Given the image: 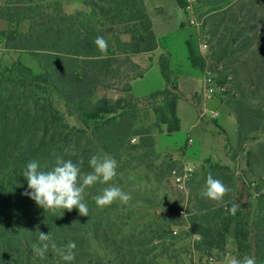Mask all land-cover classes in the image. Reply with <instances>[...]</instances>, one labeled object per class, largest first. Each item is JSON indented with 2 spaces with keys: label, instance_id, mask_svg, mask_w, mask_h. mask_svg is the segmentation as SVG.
I'll use <instances>...</instances> for the list:
<instances>
[{
  "label": "trees",
  "instance_id": "16d2710c",
  "mask_svg": "<svg viewBox=\"0 0 264 264\" xmlns=\"http://www.w3.org/2000/svg\"><path fill=\"white\" fill-rule=\"evenodd\" d=\"M3 1V17L9 23V29L0 34L5 49L42 55V72L34 73L20 64L0 72V264H31L34 249L38 252L41 246L40 232L49 233L58 248L70 241L76 243L75 259L71 262L63 261L51 247L48 249L45 257L57 264H157L147 248L150 237H155L153 233L160 234L159 239L173 241L166 217L160 219L163 226H154L155 232L128 234L125 229H117L110 219L112 214L95 213V184L83 194L88 216H81L75 208L70 212L45 211L22 195L27 190L22 174L29 161L38 160L51 168L56 156L74 163L82 159V173H88L92 171L89 160L93 155L99 150L111 155V145L120 144L131 135L133 105L126 99L112 102L105 97L96 100L94 96L98 88H111L107 81L115 79L126 66L128 72L139 70L130 57L159 47L142 1L98 0L87 4L91 9L88 16H67L57 8L49 11L42 5L47 0ZM174 1L185 11L186 0ZM195 5L202 10L198 17L203 18L201 32L202 41L209 47L207 54L222 68L216 83L226 85L230 77L240 96L231 111L241 146L247 129H259V123L253 122V112L259 122L264 121L259 110L244 107L256 98L264 102V0H196ZM23 24L25 28L20 29ZM115 26L126 27L122 34L130 36L129 42L109 36L108 27ZM98 36L107 41L106 52L94 43ZM184 47L190 68L203 73L205 56L199 54L193 36L186 39ZM159 69L167 88L172 83L177 86L170 62L163 56L159 58ZM122 92L130 94L128 84ZM53 94L74 110L84 129L65 123L52 106ZM165 94L168 96L167 90ZM180 99L178 94L173 96L160 115L159 122L166 126L169 135L180 131L176 114ZM253 157V165L260 171L255 177L264 184V145ZM251 166L249 163L247 167ZM207 170V176L211 174L223 183L229 180L227 167L209 166ZM203 198L191 218L196 233L203 239L202 247L206 251L218 249L231 234L241 253L254 256L256 264H264V194L257 200L252 223L238 211L232 214L229 209L233 204L224 210L216 206L220 201ZM114 215L123 220L121 213ZM102 216L104 222L99 221ZM98 221L101 229L96 226ZM91 242H99L112 261L95 258L90 252Z\"/></svg>",
  "mask_w": 264,
  "mask_h": 264
},
{
  "label": "rangeland",
  "instance_id": "374dc122",
  "mask_svg": "<svg viewBox=\"0 0 264 264\" xmlns=\"http://www.w3.org/2000/svg\"><path fill=\"white\" fill-rule=\"evenodd\" d=\"M97 1L47 0L42 5L47 6L49 11L57 8L67 16L77 13L88 16L91 14V9L87 4ZM141 1L151 20L152 30L159 41V47L151 53L130 57L131 61L139 66V70L128 72L129 68L126 66L118 72L115 79L107 81L111 88H98L94 96L96 100L105 97L112 102L126 99V102L131 103L135 108L131 135L120 144L110 147L111 155L109 156L118 162L117 175L107 183H95L93 191L98 196L102 195L104 188L117 186L130 194L131 199L126 204L116 200L105 207H98L95 203V213L99 215L107 211L112 214L110 219L117 229L122 228L129 232L128 234L135 235H140V232L144 234L155 232L154 226H163L164 223L160 219L166 217V222L171 224L170 232L174 237L173 241L167 238L159 239L161 235L153 233L155 237H150L152 241L147 248L151 250L150 258H155L157 264H197L206 257L212 258L213 262L227 261L229 263L232 257L250 256L237 249L231 234L225 238V243L218 249L206 251L202 247L203 239L196 233L191 218L204 199L200 193L206 187L207 168L221 166L229 170L226 174L229 180L224 184L230 191L216 206L220 205L226 210L228 204H236L238 205L236 211L248 218L249 223L255 220L257 200L261 194H264V184L260 183V177H255L260 171L253 165L252 160L259 148L264 145V121L259 122L256 119V113L253 112V122L259 123V129L253 131L247 129L245 131L247 133H243L246 139L241 146L238 144V125L236 139L233 138L232 126L229 125L226 127L228 136L225 139L222 137L223 131L213 117L205 119V125L200 129L197 127L189 131V127L196 121V114L198 115L203 102L199 92L191 102H177L181 130L176 134H167L166 126L159 122L160 115L165 113L167 102L176 94L179 95V92L174 83L166 87L160 74L159 58L163 56L169 60L170 69L174 72L173 80L177 81V75L187 74L190 66L186 62L184 42L189 36H193L199 52V45L203 43L201 32L203 18L198 16L202 10L197 9L196 0L192 3L190 12L179 9L174 0ZM4 7V1L0 0V34L9 29V23L3 17ZM191 19L199 24L198 27L191 23ZM102 23L106 24V21L103 20ZM24 28L25 24L20 26V29ZM124 28L126 27H108L109 36L113 35L121 42H129L130 36L122 34ZM160 35L162 36L157 38ZM41 56L37 53L5 49L0 35V72L4 69H13L20 64L34 73H41ZM205 62L204 72L199 73L201 86L204 77L217 81L219 72L222 70L221 66L217 65L207 53ZM156 63L158 66L155 65ZM230 80L229 77L226 82L227 92L220 97L225 104H229L228 109L234 116L231 108H236L235 102L240 96L233 89ZM127 84L130 88L129 95L122 92ZM166 90L168 96L165 94ZM51 102L67 125L84 129L74 110L69 108L59 95L53 94ZM248 103L244 107H253L254 111L259 110L264 115V102L256 98L249 100ZM189 139L192 140L190 145H188ZM201 152L209 153L212 157L201 160ZM97 154L104 155L100 150ZM249 163L252 168L247 167ZM185 167L190 169V177L186 184V192L181 193L173 185L172 172L183 173ZM117 212L122 214L123 220L116 218L114 214ZM104 219L102 216L99 221L104 222ZM99 221L96 226L101 229ZM173 231L176 233L173 234ZM90 252L97 259L112 261L99 242L90 243ZM22 260L26 261L24 258ZM49 263L57 264L46 257L40 259L37 250L34 249L31 264Z\"/></svg>",
  "mask_w": 264,
  "mask_h": 264
},
{
  "label": "clouds",
  "instance_id": "9594fccd",
  "mask_svg": "<svg viewBox=\"0 0 264 264\" xmlns=\"http://www.w3.org/2000/svg\"><path fill=\"white\" fill-rule=\"evenodd\" d=\"M94 43L101 52L107 51L108 43L103 37L98 36ZM83 163L82 159L74 163L71 159L65 160L61 156H56L54 165L49 168L47 163L42 165L38 160L29 161L22 174L27 180V190L22 195L32 199L45 211L51 210L55 213L57 209H62L70 212L75 208L81 216H88L89 209L83 195L85 189L97 182L111 181L117 175L118 162L107 154L93 155L89 160L92 171L88 173H82ZM229 191L221 180L209 174L202 196L212 201H221ZM130 199V194L117 186L106 187L102 195L94 197L98 207L110 206L116 200L126 204ZM237 208L238 205L233 204L229 211L234 214ZM39 240L41 246L38 248V254L41 258L45 257L51 247L63 261L71 262L75 259L74 250L77 245L74 241H70L63 248H58L50 234L42 232L39 234ZM229 264H256V259L247 255L243 258L232 257Z\"/></svg>",
  "mask_w": 264,
  "mask_h": 264
},
{
  "label": "crops",
  "instance_id": "0c3cea01",
  "mask_svg": "<svg viewBox=\"0 0 264 264\" xmlns=\"http://www.w3.org/2000/svg\"><path fill=\"white\" fill-rule=\"evenodd\" d=\"M161 36L162 35H160L157 38H160ZM155 65H157V63ZM200 88H201V80H200L198 71L193 70L189 67L187 74L183 76L177 75V89H178L179 95L181 96V99L179 101L191 102L194 96L200 92ZM176 114L180 122V130H181V120L178 116V104L176 108ZM208 117H213L216 119L221 130L223 131L222 137H225V139L228 136V132L226 129L227 125L232 126L231 128L232 134H234L233 138L236 139V135H237L236 120L233 114L229 111L226 104L221 99V97L203 101L201 103L199 113L198 115L196 114V121L192 123V125L189 127L190 128L189 131L197 127L199 129L203 127L205 125L204 120L207 119ZM200 156H201L200 158L201 160H207L212 157V155H209V153L203 154L202 152ZM211 264H229V263L227 261H218V262H213Z\"/></svg>",
  "mask_w": 264,
  "mask_h": 264
},
{
  "label": "built area",
  "instance_id": "2783aa9c",
  "mask_svg": "<svg viewBox=\"0 0 264 264\" xmlns=\"http://www.w3.org/2000/svg\"><path fill=\"white\" fill-rule=\"evenodd\" d=\"M194 0H186L187 7L185 9L186 12H190L192 9V3ZM191 23L196 25L198 27V23H196L193 19H191ZM209 47L206 44V42H203L202 44L199 45V52L202 56H205L206 53L208 52ZM227 92V87L226 85H219L214 81V79L210 77H204L203 78V83L200 89V96L203 101L211 100L214 98H218L222 95H224ZM188 145L192 143V140H188ZM190 177V169L185 167L183 173H177L176 171L172 172V182L175 188L181 192L185 193L186 192V184L189 180ZM176 232L173 231V234ZM213 262L212 258L206 257L203 261L197 263V264H211Z\"/></svg>",
  "mask_w": 264,
  "mask_h": 264
}]
</instances>
